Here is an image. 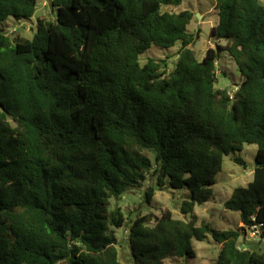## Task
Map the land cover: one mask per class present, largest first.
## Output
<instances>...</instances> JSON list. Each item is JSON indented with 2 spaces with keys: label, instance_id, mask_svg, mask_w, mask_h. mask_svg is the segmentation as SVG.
Masks as SVG:
<instances>
[{
  "label": "trees",
  "instance_id": "16d2710c",
  "mask_svg": "<svg viewBox=\"0 0 264 264\" xmlns=\"http://www.w3.org/2000/svg\"><path fill=\"white\" fill-rule=\"evenodd\" d=\"M38 2L0 0V264H121L113 228L126 218L110 201L148 175L147 204L165 187L189 195L184 219L127 217L131 264L191 259L208 234L220 245L213 264H264L240 243L247 231L264 237V0H213L214 47L201 61L195 15L165 10L183 0H49L52 19L38 15L31 39L6 30ZM177 42L171 71L141 65L151 46ZM222 53L242 78L231 92L217 87ZM243 144L257 146L252 181L223 205L241 226L197 225L195 206Z\"/></svg>",
  "mask_w": 264,
  "mask_h": 264
},
{
  "label": "rangeland",
  "instance_id": "374dc122",
  "mask_svg": "<svg viewBox=\"0 0 264 264\" xmlns=\"http://www.w3.org/2000/svg\"><path fill=\"white\" fill-rule=\"evenodd\" d=\"M165 10L170 12L189 10L195 15L187 30L192 34L198 33L199 37L190 49L193 51L195 58L201 61L206 50L214 47V42L209 38L210 28L217 23V11L214 8L213 0H183L181 5L168 7ZM196 14H198V17H196ZM38 15L52 19L49 0H39L36 13L30 20L17 21L8 18L5 22V28L7 31L17 33L23 38L31 39ZM220 44H224V42L221 41ZM179 48V42L171 48L151 46L141 54L140 63L143 65L148 59L164 60L167 64V70L171 71L177 60ZM216 68L217 87L227 89L230 92L234 91L242 80L235 63L226 53H222ZM9 121L14 125L10 118ZM256 149L257 146L254 144H243L241 151L231 153L223 158L221 171L215 176V183L212 186V197L203 205L194 208L195 214L198 216L197 225L204 222L216 230H227L241 226L238 214L226 210L223 205L235 188L244 187L252 181ZM150 157L152 158L151 154ZM234 157H240L244 161L245 167L234 163ZM153 182L148 175L140 188L126 193L118 201L113 199L110 201V208L120 207L126 218V222L121 228H113L114 235L118 240L117 250L121 264H131L126 238L129 225L128 216L130 219H134L139 212L142 215H152L154 218L158 217L162 210L168 209L173 213L174 218L184 219V215L180 213V205L188 199V191L185 188L176 190L165 187L162 191H156L151 203L147 204L143 200V191ZM240 243L244 248H254L256 251L264 253V237L261 238L255 231H247L246 235L240 239ZM192 248L194 251L193 258L166 260L163 264H213L218 256L220 245L208 234L203 241L192 240Z\"/></svg>",
  "mask_w": 264,
  "mask_h": 264
},
{
  "label": "water",
  "instance_id": "95a60500",
  "mask_svg": "<svg viewBox=\"0 0 264 264\" xmlns=\"http://www.w3.org/2000/svg\"><path fill=\"white\" fill-rule=\"evenodd\" d=\"M196 17H198V14H196Z\"/></svg>",
  "mask_w": 264,
  "mask_h": 264
}]
</instances>
